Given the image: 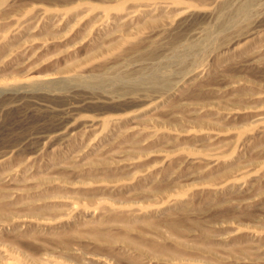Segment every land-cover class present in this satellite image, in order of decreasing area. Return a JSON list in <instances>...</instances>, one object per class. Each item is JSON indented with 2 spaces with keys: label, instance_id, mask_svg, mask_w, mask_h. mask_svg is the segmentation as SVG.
I'll return each instance as SVG.
<instances>
[{
  "label": "rangeland",
  "instance_id": "1",
  "mask_svg": "<svg viewBox=\"0 0 264 264\" xmlns=\"http://www.w3.org/2000/svg\"><path fill=\"white\" fill-rule=\"evenodd\" d=\"M48 260L264 264V0H0V264Z\"/></svg>",
  "mask_w": 264,
  "mask_h": 264
},
{
  "label": "bare ground",
  "instance_id": "2",
  "mask_svg": "<svg viewBox=\"0 0 264 264\" xmlns=\"http://www.w3.org/2000/svg\"><path fill=\"white\" fill-rule=\"evenodd\" d=\"M180 259V258H179ZM18 261H19V263H21V259H20V257L17 259ZM52 260V259H51ZM51 260H48V261H46V264H52V262L53 261H51ZM100 261V260H99ZM189 261V260H188ZM192 261V260H191ZM104 262V261H103Z\"/></svg>",
  "mask_w": 264,
  "mask_h": 264
}]
</instances>
